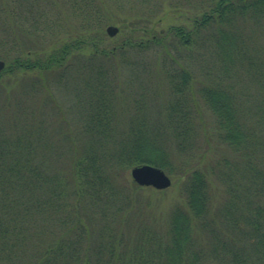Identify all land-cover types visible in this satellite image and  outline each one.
Segmentation results:
<instances>
[{"label":"trees","instance_id":"obj_1","mask_svg":"<svg viewBox=\"0 0 264 264\" xmlns=\"http://www.w3.org/2000/svg\"><path fill=\"white\" fill-rule=\"evenodd\" d=\"M61 1L84 29L72 39L56 40L54 23L44 25L54 14L60 27L54 5ZM106 1L0 0L7 12H0V45L10 53L14 30H30L32 46L37 35L51 36L44 52H0L10 59L0 76L51 71L52 82L68 89L75 71L70 83L79 123L76 135L52 133L51 116L62 106L48 80L31 78L18 96L0 97V264H264V0H200L187 29L169 25L134 40L130 28L110 45L93 27L110 19ZM116 1L134 11L130 21H149L161 5ZM160 43L167 51V45L197 51L195 63L166 71L161 118L150 120L135 106L123 120L114 104L113 60L126 48ZM29 89L30 105L22 101ZM203 109L212 119L216 154L205 163ZM141 163L181 175V201L162 222L140 216L143 186L123 181L122 171ZM210 177L221 187L219 201Z\"/></svg>","mask_w":264,"mask_h":264},{"label":"rangeland","instance_id":"obj_2","mask_svg":"<svg viewBox=\"0 0 264 264\" xmlns=\"http://www.w3.org/2000/svg\"><path fill=\"white\" fill-rule=\"evenodd\" d=\"M160 1L161 5L159 6V11L149 21H146V19H143L142 17L130 21L133 17L131 16L132 10H130L128 4H119L116 0L113 3L111 0H107L104 4V11L110 16V19L99 26L94 25L93 27L95 31L99 29V31L103 32L106 42L110 45L119 42V40L126 35H130V28L135 31L132 36L134 40L139 37H148L151 34V31L163 32L169 25L179 24L187 29V27L191 26L192 16L200 11V7H195V4H198L200 0ZM54 9L59 13L60 27H58V22L54 20V14H50L52 15L51 18H45L44 25L47 27L49 22L52 21L54 23L52 27H55L56 33L59 31V36L56 37V40L65 38L72 39L76 34L84 32L83 27H78L77 19L71 14V11L69 14H65L67 10L62 1L55 3ZM12 10H14V8ZM0 12L2 15L7 14L5 10L3 12L0 10ZM141 12L142 11H140V13ZM119 21H124V23L121 24L122 26H120ZM108 26H115L114 28L116 31L110 33L107 37L104 33ZM42 28L45 29L44 26H42ZM143 29H145V31H143ZM89 31L90 29L88 32ZM0 33L2 35L1 31ZM14 35L16 39L15 52L19 56L26 54L31 55L30 52L33 50H42V52H44L45 50H48L51 45L48 40L51 36H46L45 34L44 38H39L37 35V37L32 39L34 43H37L34 44L35 46L31 45L30 30H14ZM56 40L54 44L56 43ZM161 44L166 47L164 43H160L144 50L126 48L121 56H118L113 60L117 68L116 75L114 76V82L116 83L114 104L118 116L123 120L126 118L127 111L130 109L132 110L135 106L138 107L143 115L150 120L161 118L163 115V107L166 104L169 93L166 71L175 69L179 64L190 68L193 67L197 51H190L181 47L179 52H177L176 49L169 45H167V51ZM33 47L35 48L33 49ZM3 51L8 50L2 44L0 45V52ZM15 52L10 53V51H8L7 54L11 55ZM0 59L3 60L5 66L10 60L7 57H0ZM50 72L32 70L26 72L7 71L2 73L0 76V97L5 96L6 94H15L18 96V90L22 85L27 83V85L23 87V90L29 88L31 78L52 82L53 79ZM69 78L71 80H67L68 89L62 83L56 84L53 83L54 81L52 83L49 82L50 90L58 101L57 104L62 106L59 112H54L51 116V121L54 123L55 127V130L52 128V133L57 135V138L68 137L67 132L70 131L71 135H76L77 133L75 131L79 128L77 109L75 105L73 106V104H75V99L71 89L72 80L76 81L75 71ZM21 97L22 96H20V98ZM22 101L28 102L26 103L28 105L31 104L30 89L28 94L24 95L23 93ZM198 121H200L199 145L203 146V149H207L205 159L201 160L202 163H205L216 156L212 144V140L214 139L212 132L213 123L208 111L205 109L199 114ZM58 144L61 147L62 145H67L64 140ZM216 152L219 153L220 151L216 150ZM71 154L72 153L68 151L67 154L63 155L64 166H67L68 156ZM129 171L130 167L122 171L123 181L126 182V185H138L131 178ZM165 173L171 179V184L168 187L164 189H156L151 186H143V189L138 191L139 201H137V203L139 204L138 208L140 216L149 220L156 218L157 221L162 222L170 207L174 203L181 201L179 185H181L182 178L180 173L177 170L172 172L165 171ZM210 181L213 201H219L221 199V187L211 177Z\"/></svg>","mask_w":264,"mask_h":264},{"label":"water","instance_id":"obj_3","mask_svg":"<svg viewBox=\"0 0 264 264\" xmlns=\"http://www.w3.org/2000/svg\"><path fill=\"white\" fill-rule=\"evenodd\" d=\"M107 31L113 33L115 28L108 26ZM4 66L3 60L0 59V69ZM130 176L135 183L141 186H152L156 189H163L171 184L170 177L163 169L149 163H141L130 167Z\"/></svg>","mask_w":264,"mask_h":264}]
</instances>
